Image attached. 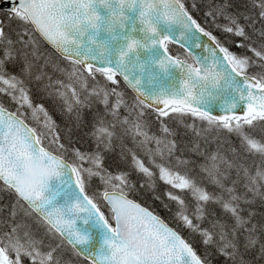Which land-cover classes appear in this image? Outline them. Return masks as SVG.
Instances as JSON below:
<instances>
[{"label": "snow or ice", "instance_id": "6c2138e0", "mask_svg": "<svg viewBox=\"0 0 264 264\" xmlns=\"http://www.w3.org/2000/svg\"><path fill=\"white\" fill-rule=\"evenodd\" d=\"M0 193V264H264V0H0Z\"/></svg>", "mask_w": 264, "mask_h": 264}, {"label": "trees", "instance_id": "16d2710c", "mask_svg": "<svg viewBox=\"0 0 264 264\" xmlns=\"http://www.w3.org/2000/svg\"><path fill=\"white\" fill-rule=\"evenodd\" d=\"M217 35H219V33H217ZM174 50L177 47H172ZM38 99V98H37ZM3 101L6 105H8L9 107H12V105L8 104V100L7 98H3ZM54 118L57 119V121H59V117L55 116L54 114ZM31 126H36L39 127V125H36L31 118H29V120L27 121ZM0 195L4 196V200L0 201V203H8L12 197H10L7 193H0ZM134 199H136L139 203H141L143 206L149 208L150 210H152L153 212H155L156 214H158L160 217H162L166 222L171 224V214L164 209V207L162 206V204L159 201H155L152 199L150 194H141V195H137L133 197ZM73 264H84V262L80 259H75Z\"/></svg>", "mask_w": 264, "mask_h": 264}]
</instances>
